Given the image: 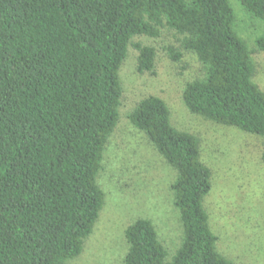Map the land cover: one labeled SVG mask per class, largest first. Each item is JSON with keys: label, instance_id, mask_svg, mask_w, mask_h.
I'll use <instances>...</instances> for the list:
<instances>
[{"label": "trees", "instance_id": "trees-1", "mask_svg": "<svg viewBox=\"0 0 264 264\" xmlns=\"http://www.w3.org/2000/svg\"><path fill=\"white\" fill-rule=\"evenodd\" d=\"M239 2L264 23V0ZM235 24L230 0H0V264H67L82 254L104 205L97 178L136 36L156 38L163 27L183 35L205 72L184 89L188 110L264 140V92ZM255 43L264 52V34ZM136 48L138 72L153 73L155 49ZM129 119L177 172L183 236L169 258L152 222L139 219L125 232L124 264H234L218 252L204 207L212 174L199 139L172 126L156 96Z\"/></svg>", "mask_w": 264, "mask_h": 264}, {"label": "rangeland", "instance_id": "rangeland-1", "mask_svg": "<svg viewBox=\"0 0 264 264\" xmlns=\"http://www.w3.org/2000/svg\"><path fill=\"white\" fill-rule=\"evenodd\" d=\"M230 2L236 31L251 51L253 80L264 92V52L255 43L264 34V23L249 15L239 0ZM184 38L168 27L161 28L156 38H132L119 74L123 91L119 120L97 178L104 205L82 254L67 264H124L129 251L125 232L139 219L152 222L169 258L181 245L183 227L172 191L177 172L129 119L150 96L167 104L172 126L200 141L201 161L212 174L204 207L218 252L234 264H264V140L188 110L184 89L205 72L196 54L183 49ZM137 44L155 49L153 73L138 72ZM176 52L182 54L179 60H174Z\"/></svg>", "mask_w": 264, "mask_h": 264}]
</instances>
